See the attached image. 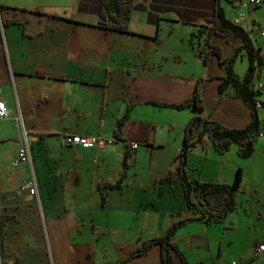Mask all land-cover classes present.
<instances>
[{
  "label": "crops",
  "instance_id": "1",
  "mask_svg": "<svg viewBox=\"0 0 264 264\" xmlns=\"http://www.w3.org/2000/svg\"><path fill=\"white\" fill-rule=\"evenodd\" d=\"M237 1L220 2L232 21L246 16L249 6ZM224 2L239 6V13L229 16ZM214 6V0H134L125 33L98 25L101 0H0V100L9 111L0 119V264H163L159 245L125 259L177 220L196 217L179 181L160 179L180 164L184 127L197 112L151 102L181 103L198 86L204 117L233 128L251 120L231 90L218 92L225 70L217 57L209 55L205 63L199 54L209 49L197 30ZM242 20L236 24L243 26ZM212 42L222 57L242 44L233 33ZM257 73L261 77L264 66ZM17 113L28 134L30 165L12 164L21 139ZM65 135H95L107 143L67 145ZM127 153L123 185L109 191L102 206L98 184L120 178ZM143 159L149 167L138 186L149 196L125 185L129 166H143ZM185 161L186 171L204 181L231 184L241 169L242 190L238 207L223 221L191 220L170 241L189 264H256L254 247L264 239L255 241L252 234L234 247V235L253 225L247 192L264 204V139L247 158L235 146L218 153L206 141L191 148ZM25 181L34 183V194L21 189ZM173 256L172 264H182L179 254Z\"/></svg>",
  "mask_w": 264,
  "mask_h": 264
},
{
  "label": "trees",
  "instance_id": "2",
  "mask_svg": "<svg viewBox=\"0 0 264 264\" xmlns=\"http://www.w3.org/2000/svg\"><path fill=\"white\" fill-rule=\"evenodd\" d=\"M134 0H101L98 25L107 30L118 32H129V21L131 18ZM215 6L212 17L206 18L202 25H199L197 38L200 40L204 36V44L208 47L205 54L199 53L206 63L209 55L217 57L219 65L224 68L225 75L218 77L219 93L232 94L243 102L250 110L251 120L243 128H233L224 125L209 117L201 115L203 110L201 92L197 86L194 93L181 103L151 102L161 107H171L175 109L192 108L197 113L194 114L184 127L183 145L181 149V161L174 171L168 172L160 181L172 184L179 181L187 208L196 217L179 219L163 235L144 240L138 247L131 250L125 260L146 253L152 246L161 247V259L163 264H172L173 255L176 252L181 256L182 264H189L182 253L170 241L176 230L191 220H199L205 224L218 223L225 219L227 215L238 207L237 195L241 184V169H237L235 178L231 184L216 181H204L192 175L185 169V158L187 152L198 144L206 141L212 143L213 148L218 153H225L233 146L236 147L237 154L243 158L251 156L259 135L262 123L259 116V106H264V101L256 97L260 90L253 87L252 73L264 66V58L258 52L259 49L253 46L252 40L246 29L234 23L224 14L220 5L221 0H214ZM231 33L242 40V44L235 48L234 52L227 57H222L217 45L212 42L213 37L227 38ZM242 51L243 53L240 54ZM239 57H247L248 72L243 75L233 72V63ZM123 120L119 122L117 131L120 130ZM264 130V129H263ZM264 136V131L263 135ZM127 153L123 159V172L120 178L113 182H102L98 184V189L102 197V206L109 191L122 187L126 178V169L129 165ZM194 264H203L202 262ZM246 264H251L250 262Z\"/></svg>",
  "mask_w": 264,
  "mask_h": 264
},
{
  "label": "rangeland",
  "instance_id": "3",
  "mask_svg": "<svg viewBox=\"0 0 264 264\" xmlns=\"http://www.w3.org/2000/svg\"><path fill=\"white\" fill-rule=\"evenodd\" d=\"M262 1H263V4L258 7L246 6V8H244L246 12V16L242 18L243 27L247 30L248 35L251 38L253 46L255 48H257L256 46L259 44L258 39H260V34L264 30V0ZM237 2L239 3V0ZM223 7L227 11V14L233 17L236 14H238L240 11V9L238 8L239 6L233 7L232 4H230L229 2H224ZM240 52L243 53L242 51ZM240 58L241 57L237 58V60L233 63V72L235 74H238V73L242 74L244 71L248 72L247 57H244L245 60H242ZM234 65H235V70H234ZM257 72H258V69H257ZM257 72L252 73V82L256 84L257 82L264 80V74L260 77V75H258ZM256 84H253V87H256ZM256 90H258L257 87H256ZM256 97L263 101L264 100V90L258 92ZM261 110L264 116V107H262ZM263 137L264 136H260L257 141L260 142L261 140L264 139ZM141 162L143 166H141L140 164L129 166L127 172H129L130 170V177L128 176L125 185H127V187L130 190H137L142 196H149L150 195L149 191L148 190L144 191V189L141 188L143 187L142 184L146 180L145 174L148 171L147 167H149V163L146 159H143V161ZM137 175L138 177H136ZM138 185H140L141 187H139ZM252 191L253 190L247 192L248 194L247 199L250 200L248 210L252 218L253 225L251 227L250 225H247V227H243V225L238 227V229L235 231L236 234L234 235V238L236 240L234 247L243 246L246 243H248L250 239V235L252 234H254V237L256 238L255 241L261 242V240L264 239V204L252 198V194H253ZM240 194L243 195L244 192H240ZM259 194L261 197H263L264 190H260ZM255 196L257 197V195ZM226 258H227V253H223L222 259L226 260ZM254 260L256 264H264V254H258V256ZM228 261H230V259H228Z\"/></svg>",
  "mask_w": 264,
  "mask_h": 264
},
{
  "label": "built area",
  "instance_id": "4",
  "mask_svg": "<svg viewBox=\"0 0 264 264\" xmlns=\"http://www.w3.org/2000/svg\"><path fill=\"white\" fill-rule=\"evenodd\" d=\"M249 6L252 7H258L263 4L262 0H244ZM244 17V14H241L234 19V23H238L242 20ZM260 39L262 44L264 45V30L260 34ZM256 87L258 90L263 91L264 90V82H260L256 84ZM9 111L5 105V103L0 100V119L7 117ZM16 119L18 120L21 128V139H20V146L19 149L15 155V157L12 159V164L17 165L20 163H28L30 165V150H29V139L28 134L23 129L20 123V116L19 113H17ZM264 121L262 123V127L259 130V135H263V127ZM64 142L67 145H80L83 147H97V148H103L106 145L105 139H103L100 136L95 135H65L64 136ZM129 145L131 148H136L137 144L135 142H130ZM21 189H27L31 194H34L36 192L35 185L32 181H25L21 185ZM255 253L260 254L264 252V242L257 243L255 245ZM231 264H238L236 261L231 262Z\"/></svg>",
  "mask_w": 264,
  "mask_h": 264
}]
</instances>
